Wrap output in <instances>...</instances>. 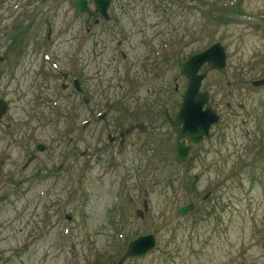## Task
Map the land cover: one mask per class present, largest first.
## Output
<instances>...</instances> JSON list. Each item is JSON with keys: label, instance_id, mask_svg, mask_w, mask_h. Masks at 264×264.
I'll use <instances>...</instances> for the list:
<instances>
[{"label": "rangeland", "instance_id": "rangeland-1", "mask_svg": "<svg viewBox=\"0 0 264 264\" xmlns=\"http://www.w3.org/2000/svg\"><path fill=\"white\" fill-rule=\"evenodd\" d=\"M195 1L227 15L112 0L119 24L105 25L95 24L94 0L93 14L75 0H0V264H264V85H252L264 76V23L255 22L264 21V0ZM165 40L172 57L152 61L150 46ZM216 42L226 66L205 64L202 88L221 120L180 163L163 110L178 114L183 63ZM63 72L93 90L91 124L89 105L61 89ZM133 81L142 83L134 96ZM130 122L149 131L126 130L121 145ZM150 234L153 250L119 263L131 241Z\"/></svg>", "mask_w": 264, "mask_h": 264}, {"label": "water", "instance_id": "water-1", "mask_svg": "<svg viewBox=\"0 0 264 264\" xmlns=\"http://www.w3.org/2000/svg\"><path fill=\"white\" fill-rule=\"evenodd\" d=\"M80 11H87V0H76ZM97 8L108 18L107 8L110 0H95ZM213 14V13H210ZM225 48L216 43L204 52L191 56L183 63L182 74L188 79V86L183 94V101L177 117L170 119L171 125L177 132L176 159L178 162L187 160L193 146L203 140L204 136L209 135V131L214 123L220 120V116L209 104V92L201 91L202 83L206 77V73L199 74L202 66L208 64L211 70H222L226 66ZM255 86L264 85V79L254 82ZM80 89V87L78 86ZM206 107V108H205ZM7 112V103L0 101V120ZM141 126V125H139ZM133 128V126H132ZM129 131V130H128ZM190 136L192 144L186 146L185 138ZM41 150L44 149L39 145ZM32 158L29 159L31 161ZM4 197H0V201ZM194 209V205L190 204L179 209L180 214H185ZM140 215L141 211L139 212ZM156 247L154 235L140 236L131 241L128 251L121 259V263L130 256H142Z\"/></svg>", "mask_w": 264, "mask_h": 264}, {"label": "flooded vegetation", "instance_id": "flooded-vegetation-1", "mask_svg": "<svg viewBox=\"0 0 264 264\" xmlns=\"http://www.w3.org/2000/svg\"><path fill=\"white\" fill-rule=\"evenodd\" d=\"M188 1H190V0H188ZM111 4H112V0H111ZM110 7H111V5H110ZM97 11V10H96ZM126 11V10H125ZM89 14H93V12H92V9L90 8V11L88 12ZM111 16V15H110ZM101 17V16H100ZM112 17V16H111ZM234 18V17H233ZM216 19H217V17H216ZM100 20H102V22H104L105 23V25H108V23H110L111 21H114L115 22V24H119V19H117V18H115L114 20H112V19H110V20H103V19H97L96 20V22H95V24H98V23H100ZM255 22H257V23H264V21H259V20H256ZM91 30L90 29H87L86 30V42H88V39H89V36L91 35ZM49 39H50V37H49ZM76 39H78V38H76ZM123 40H119L118 42H117V46L118 47H120V46H122L123 45ZM152 42V41H151ZM79 43H82V42H79ZM164 46H165V49H164ZM171 42L170 41H162L161 42V47H157V45L156 44H154V46H150V49H151V52L153 53V55H154V59L152 60V61H156L157 60V53L159 54V55H161L162 53H163V51L165 52V61L166 60H168L170 57H172V53H171ZM161 51V53L160 52H158V51ZM78 54H79V51H77L76 52V57H75V60H76V63H75V68H76V65L78 64V61H79V57H78ZM123 56L126 58V55L125 54H123ZM164 57H160V60H162ZM155 67H157V63H156V66ZM78 71L81 73V71H82V69L81 68H78ZM149 71V70H148ZM148 71H146L145 70V74H146V79L145 80H143L144 81V85L145 86H147V84H148V82L151 80V79H153V78H155L156 76H157V68H155V71L152 73V75L150 74V73H148ZM148 74H149V76L151 77V79L148 77ZM125 77L127 76V77H129L130 76V74L128 73L127 75H124ZM64 77H65V79H64V82L62 83V88H63V90L64 91H69V90H72L73 91V93L74 94H76V95H78L79 97H80V103H82L83 105H86V106H88V110L90 111V113H89V115L91 116L87 121H86V125L88 124H91L93 121H94V116H92L93 115V112L91 111L92 110V108L94 107V101H95V99H94V96H93V94H94V92H93V90L92 89H88L87 87H83V78H81L80 77V75H76V72H74V73H72V75H70L69 73H67L66 75H64ZM88 79H93V75H91V77L90 78H88ZM258 79H260V78H258ZM257 79V80H258ZM75 80H78L79 81V83H80V87H81V91L80 92H78V90L75 88V85H74V82H75ZM69 82V83H68ZM139 86H142V83H141V81H138V82H136V81H133V83H131V85L128 87V91H127V93H130L131 95H133L134 96V92H135V90L134 89H137ZM42 95L44 96V98H45V100H47V96L45 95V92H43L42 93ZM87 98V99H86ZM105 102V101H104ZM146 103H148L147 101H146ZM152 103H154V102H152ZM141 113V112H140ZM145 113V112H144ZM107 111L106 112H104L101 116H100V118H101V120H104L106 117H107ZM137 115H139V112H137ZM141 116H142V114H141ZM140 118V117H139ZM98 119H99V117H98ZM141 123V122H140ZM123 127H121L120 128V130H119V133L118 134H120V139H121V141H120V143H121V145L125 142V135H124V133H125V131L123 132V134H121L120 132H121V129H122ZM125 129V128H124ZM136 131H141V128H136ZM126 133H128V132H126ZM109 139H110V141H114L115 139H116V137H114V136H109ZM45 150V149H44ZM34 156V159H33V161L35 160V158H36V156L35 155H33ZM40 171V170H39Z\"/></svg>", "mask_w": 264, "mask_h": 264}, {"label": "trees", "instance_id": "trees-1", "mask_svg": "<svg viewBox=\"0 0 264 264\" xmlns=\"http://www.w3.org/2000/svg\"><path fill=\"white\" fill-rule=\"evenodd\" d=\"M259 155H264V148H262L260 151H259Z\"/></svg>", "mask_w": 264, "mask_h": 264}]
</instances>
